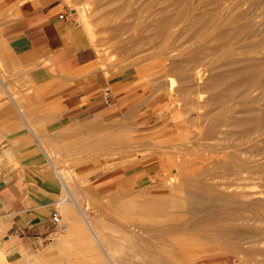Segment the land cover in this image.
I'll return each instance as SVG.
<instances>
[{"label":"rangeland","instance_id":"rangeland-1","mask_svg":"<svg viewBox=\"0 0 264 264\" xmlns=\"http://www.w3.org/2000/svg\"><path fill=\"white\" fill-rule=\"evenodd\" d=\"M212 1L63 0L84 32L80 14L91 22L86 35L94 58L82 74L91 80L100 106L73 123L44 126L40 117L45 111L35 109L40 101L33 93L35 80L26 76L28 71L8 70L0 62V80L10 92L0 89V118L16 123L0 125V144L23 134L29 141L25 145L34 151L33 157L0 160L36 166L39 177L54 187L56 203L50 209L65 227L37 245H0V264H264V124L247 121L250 110L249 118L264 114V0H216L213 6ZM159 2L168 5L170 14L179 9L184 13L183 24L167 35L155 21ZM198 3L208 7L206 11H217L223 24L228 21L243 30L242 38L231 39L222 49L198 53L195 64L203 71L198 87L190 83L192 90L197 87L194 91L208 99L207 85L214 76L260 62L263 74L257 82L247 89L234 88L237 93L246 91L240 93L243 96L215 106L227 108L229 116H246L247 122L231 124L226 112L212 105L215 111L204 108L209 114L205 117L204 110L200 112L204 106L197 111L181 94H166L170 86L177 90L189 84L170 67V60L196 51L212 32L209 28L195 39L185 22L191 13L202 11ZM16 88L25 92L17 93ZM174 112L178 115L172 119ZM20 114L36 123L32 129L37 140ZM51 164L65 174L71 197L64 195ZM64 196L67 201L62 202ZM71 200L84 210L103 247ZM224 209L245 213L243 223L257 231L239 229L240 234L222 238L210 228H195L217 223ZM71 226L77 232L70 234Z\"/></svg>","mask_w":264,"mask_h":264},{"label":"crops","instance_id":"crops-1","mask_svg":"<svg viewBox=\"0 0 264 264\" xmlns=\"http://www.w3.org/2000/svg\"><path fill=\"white\" fill-rule=\"evenodd\" d=\"M74 16L63 0H0V62L8 70L28 71L26 76L35 80L33 93L40 97L35 109L45 111L40 120L46 127L73 123L100 108L91 80L82 74L94 58L93 50L84 30L71 22ZM0 89L10 95L1 80ZM15 92L25 91L16 88ZM13 106L17 107L14 102ZM51 109L54 113H47ZM23 117L37 140L32 129L36 123ZM0 125L16 123L13 118H0ZM24 142L29 141L23 134L9 137L0 144V159L33 157V149ZM47 185L36 166L0 160V245L15 248L19 242L24 247L35 235L46 234L50 208L56 203L54 187Z\"/></svg>","mask_w":264,"mask_h":264},{"label":"bare ground","instance_id":"bare-ground-1","mask_svg":"<svg viewBox=\"0 0 264 264\" xmlns=\"http://www.w3.org/2000/svg\"><path fill=\"white\" fill-rule=\"evenodd\" d=\"M181 1L182 0H176V2L179 4V3H181ZM211 2V0H207V2ZM216 0H214V2L212 1V3H210L212 6H213V4L214 3H216L215 2ZM238 1V0H237ZM246 1H249V0H246ZM200 2V4L201 3H203V2H201V1H199ZM143 3V2H142ZM142 3L140 4L139 3V5H141L140 7H142ZM144 4H146L145 2H144ZM143 4V5H144ZM199 4V3H198ZM199 4V5H200ZM203 4H205V2L203 3ZM202 4V5H203ZM217 4H218V1H217ZM204 6V5H203ZM211 6V7H212ZM234 6V5H233ZM200 7H202L201 5H200ZM206 8H208V7H206ZM206 8L204 7V9H203V7L202 8H200V9H202V11H197V12H194V13H191V15L188 17V19L185 21L186 22V24H187V26L189 27V28H191L192 29V35H194V36H196V38L195 39H197V36H199L200 37V35L202 36V34H204V32L207 30V29H209V28H211V30H212V32H211V34H209L208 33V36L210 35V37H207V38H209L208 39V41L207 42H205V43H203V45H201L200 47H198L197 46V50L195 51V49H194V51H190V52H188V53H186V54H184L183 55V57L181 58V59H175V60H170L171 61V63H170V67L172 68V69H174V70H176L177 72H179L180 74H182V75H184L185 77H187L188 78V80H187V82L189 81V84H186V85H183V86H181L179 89H177V90H174L173 88H172V86H170L169 88H168V90H167V96L169 97V98H171L172 96H173V94H174V92H177V93H179V94H181L185 99H186V104H190L191 106H192V108L194 109H197V111L199 110V109H201L203 106V109H201L200 110V112L202 111V110H204V108H209V109H206V110H210V107H211V105L212 106H214V108H215V106L216 107H219V106H222L225 102H230L231 100H234L233 98H235V96H237L238 94L240 95V93H244V92H246V91H242V92H239V93H237V91L236 92H234V88L236 87V86H241L242 88H245V89H247V88H249L250 86H252V85H254V83L255 82H257V79H258V77H259V75H262V74H260L262 71H261V63L263 64V62H264V60L262 59V61H261V63L260 62H258V61H255V60H253V62L252 63H250V64H247V65H243V66H240V67H236V68H234V69H232V70H230L229 72H228V74H227V72H226V75H223L224 73H222V74H219L218 76H214L212 79H210V81H209V83H208V85H207V88L211 91L210 92V96H209V98L208 99H205L206 97V95L204 96V97H202L203 95L201 94L202 93V91H201V93H199L197 90H196V92L194 91L195 90V88H197L198 86V83L200 82V78H201V74H202V71L203 70H201V68H200V66L199 65H197V64H195L196 63V61H198V53L199 52H202V51H204V50H211V51H217V50H220V49H222L223 47H225L227 44H228V42L231 40V39H235V38H237V37H239L240 36V34L242 33V28L241 27H236V26H231L229 23H228V21H226L227 22V25L226 24H223L222 22H220L219 21V17L216 15V14H218L217 13V11H216V13H215V11H212V9H210V10H208L207 9V11H206ZM212 8H214V7H212ZM230 8V7H229ZM229 8L227 9V10H229ZM234 9V8H233ZM204 10V11H203ZM215 10V9H214ZM219 10V9H218ZM86 11V10H85ZM156 12H157V17H156V20L155 21H157L156 23H157V25H158V29H159V31L161 32V34L162 35H167V34H169L170 33V29L173 27V26H177V25H180V24H183V20H182V17H183V15H184V13H183V11H180V9H179V11H176L175 13H169L168 12V5H162L160 2L158 3V7H157V9H156ZM227 13H228V11H227ZM263 14V13H262ZM222 15V14H221ZM80 16L82 17V19H83V24L85 25V28L87 29H85V32H86V34H88V32H89V27H90V24H91V22H89V20H88V17H87V15L86 14H80ZM221 17V16H220ZM233 17V16H232ZM255 19V18H254ZM228 20H230V19H228ZM232 21H234V20H232ZM231 21V22H232ZM261 21V20H260ZM258 22V21H257ZM264 22V21H263ZM259 23V22H258ZM246 24V23H245ZM261 24V23H260ZM248 25V24H247ZM239 26H240V23H239ZM179 27V26H178ZM249 27V26H248ZM249 28H251V27H249ZM259 28V27H258ZM157 29V28H156ZM210 32V31H209ZM93 34V33H92ZM207 35H205V37H206ZM241 37V36H240ZM242 38V37H241ZM240 39V38H239ZM200 40V39H199ZM203 40H205V39H203ZM207 40V39H206ZM201 41V40H200ZM202 42V41H201ZM231 43V42H230ZM244 44V43H243ZM242 44V45H243ZM247 44V43H246ZM241 45V46H242ZM231 46V45H230ZM235 46V45H234ZM174 55V54H173ZM182 55V54H181ZM253 55V54H252ZM168 57L169 58H171L172 57V55L171 54H169L168 55ZM174 57V56H173ZM173 57H172V59H173ZM262 57V56H261ZM175 58V57H174ZM233 58V57H232ZM241 64V63H240ZM231 78H233L234 80L233 81H229V79L231 80ZM190 83L192 84V85H195V86H197V87H194L193 88V90H192V87H191V85H190ZM221 86V85H224V89H221V90H218V89H216V87L217 86ZM244 90V89H243ZM194 91V92H193ZM239 91V90H238ZM208 93H209V91H207ZM206 91H205V93H207ZM208 93H207V95H208ZM211 93H212V95H211ZM199 94H200V96H201V99L203 100L202 101V103L204 102V104H202V106H201V104H200V96H199ZM203 94H204V92H203ZM247 94V93H246ZM245 94V95H246ZM194 96H196V97H194ZM241 96H243V95H240V97ZM193 97H194V99H193ZM193 99V100H192ZM14 101V100H13ZM15 102V101H14ZM208 104H210V105H207ZM228 104L229 103H227V105L225 104V106H228ZM230 105H232V103H230ZM16 106V105H15ZM205 106H207V107H205ZM15 108H17V107H15ZM19 108V107H18ZM214 108H212L211 107V109H214ZM222 108V110H224V112H222V114L223 113H225L227 110L225 109V107H221ZM229 108V107H228ZM216 109V108H215ZM215 109H214V111H215ZM219 109V108H218ZM218 109H216V110H218ZM231 109H233L232 108V106L230 107V111H231ZM17 110V109H16ZM220 110V109H219ZM218 110V111H219ZM222 110H220L219 112H221ZM236 110V109H235ZM214 111H212L211 110V112H213L214 113ZM237 111V110H236ZM252 110H250V112H251ZM254 111V110H253ZM20 112V111H19ZM18 112V113H19ZM204 112H205V110H204ZM204 112H202V113H204ZM238 112V111H237ZM239 112H241V111H239ZM246 112H248V111H246ZM250 112H248L247 114L249 115V113ZM201 113V114H202ZM206 114H204L205 115V117H207V115H209V114H207V112H205ZM228 112H226L225 114V116H226V118H228L227 120L228 121H230L231 122V124L232 123H234V124H236V123H238V122H241L242 121V119H243V121L248 117V123H249V121H250V123L253 125V122L254 121H257V123L259 124V123H262V124H264V114H261V115H259V114H257V115H259V116H257V117H251V118H249L250 116H248L247 114H245V115H247V117L245 118V117H243L242 116V118H240L239 119V116H238V118H236V117H234L233 116V114L231 115V116H229L228 114H227ZM23 114V113H22ZM198 114H199V112H198ZM211 114V113H210ZM251 114V113H250ZM21 115V114H20ZM177 115H178V113L177 112H174V114L172 115V119H174L175 117H177ZM200 115V114H199ZM198 115V116H199ZM203 115V114H202ZM240 115V114H239ZM24 116V115H23ZM22 116V117H23ZM241 116V115H240ZM204 117V116H203ZM220 117V116H219ZM24 118V117H23ZM26 119V118H25ZM220 119H221V117H220ZM224 120V119H223ZM222 120V121H223ZM27 121V120H26ZM247 121H244V122H247ZM215 123H217V120L215 121ZM256 123V124H257ZM228 124V123H227ZM254 124H255V122H254ZM216 126H218V124L216 125ZM216 126H214L215 128H216ZM226 126H228V125H226ZM264 126V125H263ZM262 126V127H263ZM231 127V126H230ZM229 127V128H230ZM233 128V127H232ZM213 129V128H212ZM219 129V128H218ZM217 129V130H218ZM215 130V129H214ZM216 131V130H215ZM43 148V147H42ZM48 156V155H47ZM46 156V157H47ZM50 159V158H49ZM183 162V161H182ZM181 162V163H182ZM185 162V161H184ZM52 165V168H53V170H54V173H55V177H56V179H57V181L60 183V185L63 187V189H64V195L67 197V196H69V197H71L70 196V194H69V191H68V187H67V185H65V180H64V175L62 174V172H61V170L59 171V169L57 170V169H55V167L53 166V164H51ZM186 170V169H185ZM66 178V177H65ZM171 178L172 177H170V180H171ZM187 181V180H186ZM171 182V181H170ZM169 182V180H168V184L170 183ZM170 185H172V184H170ZM175 186V185H174ZM177 186V185H176ZM249 192V191H248ZM251 193V192H250ZM255 193V192H254ZM252 194V193H251ZM244 195H246V194H244ZM247 195H249V193L247 194ZM65 196H64V198L61 200L62 202H64V201H67V198H65ZM253 196V195H252ZM245 197V196H244ZM68 199H70V198H68ZM60 201V202H61ZM76 201V200H75ZM74 200L72 201L71 200V202H72V204L73 205H75L77 208V210L79 211V215L81 216V218H82V221L85 223V225L88 227V229H90L91 230V232H92V237H93V239L97 242V243H99L100 245H101V247H103L102 246V238H99V235L98 234H96V232L94 231V229L92 228V225L90 224V222L88 221V219H87V215L85 214V212H84V210H82L80 207H79V203L77 204L76 202H75ZM225 208V207H224ZM226 209V208H225ZM224 209V211H222L219 215H217V216H219L218 218H217V220H215L214 218H213V220H215L217 223H214L213 224V221L212 222H208V223H202L201 225H198V226H196L195 228L197 229V230H200V229H211L212 231H213V233L215 232V234H217V235H219V236H222V238H223V236H230V235H232V234H235V233H237V232H239V229L240 230H242L243 232L244 231H246V232H248V231H250V232H255V231H257V229H249L250 227H248L246 224H244L243 223V221L244 220H246L247 219V217L248 216H246V214L244 215L242 212H229V210L227 211V210H225ZM231 209H233L232 207H231ZM259 209V208H258ZM264 209V208H263ZM261 215V214H260ZM90 219V218H89ZM248 221V220H247ZM262 227H264V226H262ZM75 229L76 228H74L73 226H71L70 227V234L71 233H75V232H77V231H75ZM205 232H208V231H205ZM212 233V232H211ZM237 234H240V233H237ZM214 235V234H213ZM218 237V236H217ZM214 240V239H213ZM105 253L107 254V258H109L110 259V256L108 255V252L105 250ZM1 259V258H0ZM110 263V262H109ZM112 264V263H111Z\"/></svg>","mask_w":264,"mask_h":264},{"label":"built area","instance_id":"built-area-1","mask_svg":"<svg viewBox=\"0 0 264 264\" xmlns=\"http://www.w3.org/2000/svg\"><path fill=\"white\" fill-rule=\"evenodd\" d=\"M68 15H72V13L69 12ZM59 17L62 18L63 14H60ZM71 22L73 24H77V21L74 19H71ZM45 229H46L47 234L44 236L35 235L31 241V244H34V245L39 244L41 239L47 238L51 234L52 231H58L59 233H62L65 230V227L62 224L59 215L54 210H52L51 215H50V219L45 224Z\"/></svg>","mask_w":264,"mask_h":264}]
</instances>
